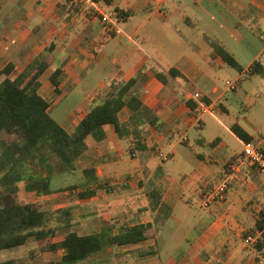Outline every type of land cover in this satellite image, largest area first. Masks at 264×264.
<instances>
[{"label":"crops","instance_id":"obj_1","mask_svg":"<svg viewBox=\"0 0 264 264\" xmlns=\"http://www.w3.org/2000/svg\"><path fill=\"white\" fill-rule=\"evenodd\" d=\"M97 3L116 16L122 33L73 0H0V69L12 63L14 79L44 64L37 93L73 138L64 163L2 130L0 190L42 208L75 195L79 235L104 224L114 233L151 224L150 239L78 264H264V249L244 240L264 213V176L248 162L235 169L244 142L230 129L264 134V0ZM256 61L260 73L249 75ZM221 76L232 79L233 92L225 89L230 80L219 84ZM118 82H133L126 97L147 110H120L123 137L106 125L79 138L82 120ZM194 93L212 114L197 112ZM88 170L95 182H87ZM225 179L224 199L206 203ZM85 192L92 195L81 197Z\"/></svg>","mask_w":264,"mask_h":264},{"label":"trees","instance_id":"obj_2","mask_svg":"<svg viewBox=\"0 0 264 264\" xmlns=\"http://www.w3.org/2000/svg\"><path fill=\"white\" fill-rule=\"evenodd\" d=\"M221 55L228 64H233V59L229 55L222 52ZM43 68L44 64H40L32 76L22 74L14 79L8 78L13 70L12 63L0 69V77H5L0 82V132L4 130L8 137L16 136L20 141L26 142L28 146L35 147L37 150L47 149L64 163H68L70 161L69 145L73 138L48 113L49 103L37 93V78ZM261 68L259 62H254L250 66L249 75L259 74ZM170 73L176 76L173 71ZM58 76L59 72H56L51 77L56 87ZM132 83L118 82L112 85L102 103L92 108L82 120L79 138L85 137L94 128L106 125H113L119 137L125 135L127 126L118 119L120 110L125 106L133 112L140 109L147 110L140 106L134 96L126 97ZM230 129L244 143L253 140L237 124L232 125ZM136 148L143 149L144 146L138 142ZM93 174L92 170L86 171L88 183L95 182L96 178ZM91 195V192H85L81 197ZM64 214L70 216L69 210H65ZM59 220L63 221L62 218ZM67 221L65 225H69ZM44 226L45 214L40 211L38 203H26L14 194L0 190V251L23 246L30 239L40 242L58 229H48ZM151 228V224L124 226L114 233L112 226L104 224L100 232L89 235H79L75 231H68L59 241L47 247L51 252L63 250L60 259L46 264H78L106 251L109 247L135 244L150 239ZM254 230L261 232V239L255 244V249L260 252L264 249V213L257 220ZM254 230L247 232L246 235ZM0 264L16 263L9 260Z\"/></svg>","mask_w":264,"mask_h":264},{"label":"rangeland","instance_id":"obj_3","mask_svg":"<svg viewBox=\"0 0 264 264\" xmlns=\"http://www.w3.org/2000/svg\"><path fill=\"white\" fill-rule=\"evenodd\" d=\"M228 79L232 80L229 77H220L219 84L223 86V82ZM237 93H240V86H237ZM194 137V134H191V137ZM232 148L239 149L237 143L232 144ZM72 179H68L67 182H70ZM75 181V178H73ZM60 183V182H59ZM12 194V193H9ZM66 200V201H65ZM63 200V202H56L48 204L46 207L42 208L41 204L38 203L40 211L45 214V228H58L55 230V233L50 235L48 238L37 242L34 239L28 240L23 246L1 250L0 251V262L12 261L16 264H22L30 262L32 264H46L48 261H53L60 257V253L51 252L47 247L51 244L52 241H58L62 238V235L68 231H75L76 233L80 231L78 226V214L81 212V207L75 203V195H70L68 198ZM65 201V202H64ZM62 204V207H59ZM69 210L70 216L64 214L65 210ZM59 218H62L63 221H60ZM68 220V221H67ZM66 221L69 225H65ZM62 224V226H61ZM247 244V243H246Z\"/></svg>","mask_w":264,"mask_h":264},{"label":"built area","instance_id":"obj_4","mask_svg":"<svg viewBox=\"0 0 264 264\" xmlns=\"http://www.w3.org/2000/svg\"><path fill=\"white\" fill-rule=\"evenodd\" d=\"M77 4L84 6H89L96 14L101 17V20L107 24V26L116 34L122 33V30L119 26L116 16L106 11H103L97 0H73ZM236 86L232 81H226L225 89L227 92H233ZM192 98L196 103L197 112L200 115L203 114H212L213 108L207 106L202 100L199 93H194ZM186 140V138H185ZM163 159H166L167 156L160 155ZM248 162L249 165L254 167L257 172L264 176V134L258 135L256 138H253L251 142L243 143V149L239 156L235 158V169L243 163ZM230 183L229 179H225L219 186L211 189L204 197L206 203L214 201L216 199L223 200L225 196V191ZM261 239V232L256 231L245 237V242L247 244H256L258 240Z\"/></svg>","mask_w":264,"mask_h":264}]
</instances>
